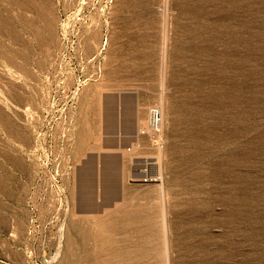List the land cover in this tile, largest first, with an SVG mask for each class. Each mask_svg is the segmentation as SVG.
<instances>
[{"label":"rangeland","instance_id":"374dc122","mask_svg":"<svg viewBox=\"0 0 264 264\" xmlns=\"http://www.w3.org/2000/svg\"><path fill=\"white\" fill-rule=\"evenodd\" d=\"M0 264H264V0H0Z\"/></svg>","mask_w":264,"mask_h":264},{"label":"built area","instance_id":"2783aa9c","mask_svg":"<svg viewBox=\"0 0 264 264\" xmlns=\"http://www.w3.org/2000/svg\"><path fill=\"white\" fill-rule=\"evenodd\" d=\"M151 114V123H150V128H151V133H158L159 132V128L162 122V114L160 112V110L158 108H153L150 111ZM147 172V170H146ZM148 182V179H145V183Z\"/></svg>","mask_w":264,"mask_h":264},{"label":"bare ground","instance_id":"6f19581e","mask_svg":"<svg viewBox=\"0 0 264 264\" xmlns=\"http://www.w3.org/2000/svg\"><path fill=\"white\" fill-rule=\"evenodd\" d=\"M150 123H151V114H150ZM161 126V125H160ZM160 131V130H159Z\"/></svg>","mask_w":264,"mask_h":264},{"label":"water","instance_id":"95a60500","mask_svg":"<svg viewBox=\"0 0 264 264\" xmlns=\"http://www.w3.org/2000/svg\"><path fill=\"white\" fill-rule=\"evenodd\" d=\"M95 162V161H94ZM83 169V168H82ZM117 194H118V192H117Z\"/></svg>","mask_w":264,"mask_h":264}]
</instances>
